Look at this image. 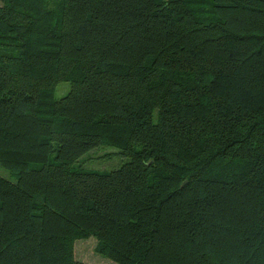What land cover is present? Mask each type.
<instances>
[{"label":"trees","instance_id":"1","mask_svg":"<svg viewBox=\"0 0 264 264\" xmlns=\"http://www.w3.org/2000/svg\"><path fill=\"white\" fill-rule=\"evenodd\" d=\"M0 163V264H264V0H3Z\"/></svg>","mask_w":264,"mask_h":264},{"label":"rangeland","instance_id":"2","mask_svg":"<svg viewBox=\"0 0 264 264\" xmlns=\"http://www.w3.org/2000/svg\"><path fill=\"white\" fill-rule=\"evenodd\" d=\"M3 0H0V4ZM71 88V82L62 81L57 85L54 97L58 98L66 95ZM118 149L112 145H100L87 151L83 154L76 165L88 169L98 170H112L118 168L123 162L127 160L125 156L117 153ZM0 173L8 176L12 180L16 179L7 168L0 163ZM98 238L96 236H89L87 238H78L75 242V256L82 260L85 264H118L114 259H110L97 251Z\"/></svg>","mask_w":264,"mask_h":264}]
</instances>
